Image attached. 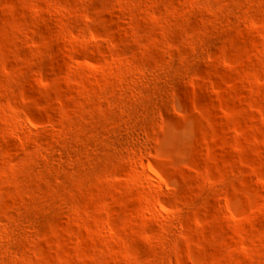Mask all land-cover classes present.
<instances>
[{
	"label": "rangeland",
	"instance_id": "374dc122",
	"mask_svg": "<svg viewBox=\"0 0 264 264\" xmlns=\"http://www.w3.org/2000/svg\"><path fill=\"white\" fill-rule=\"evenodd\" d=\"M0 264H264V0H0Z\"/></svg>",
	"mask_w": 264,
	"mask_h": 264
}]
</instances>
